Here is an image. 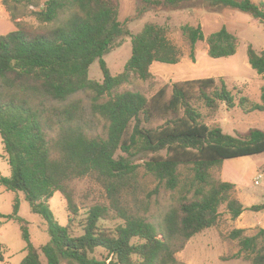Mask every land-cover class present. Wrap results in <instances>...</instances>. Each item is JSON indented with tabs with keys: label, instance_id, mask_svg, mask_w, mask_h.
<instances>
[{
	"label": "trees",
	"instance_id": "obj_1",
	"mask_svg": "<svg viewBox=\"0 0 264 264\" xmlns=\"http://www.w3.org/2000/svg\"><path fill=\"white\" fill-rule=\"evenodd\" d=\"M135 18L152 9L179 6L183 0H143ZM249 13L264 24V1L205 0ZM13 20L31 13L38 21L30 26L17 21L15 30L0 35V135L11 176L0 175V185L23 192L31 210L48 224L50 241L39 247L31 241L17 202L8 218L21 224L27 242L19 264H182L175 254L198 233L217 224L226 204L233 219L246 209L235 196L233 182L216 178L212 169L225 159L264 152V130L250 128L232 135L208 123L221 104L232 109L236 98L226 82L215 77L177 81L169 92L164 85L150 98L140 91H117L133 77H153L154 62L179 63L182 50L168 37V28L148 22L138 33L119 20V0H3ZM133 17V18H134ZM195 45L206 41L211 57H229L238 50L239 37L226 26L206 36L201 25H182ZM132 39V55L125 69L112 74L104 56ZM249 63L264 77V49L247 50ZM99 60L104 79L90 78L89 68ZM90 93L85 104L75 95ZM245 112L264 111L261 100L242 96ZM163 123L151 125L155 119ZM104 120L105 135H91L94 120ZM54 133V134H51ZM122 151L127 156L118 155ZM165 151V154L162 152ZM152 154L143 162L159 185L173 191L174 202L160 222L149 221L131 210L140 164L132 158ZM189 167L183 175L180 167ZM95 177L107 192L109 204H95L77 221L69 182ZM61 192L68 206V224L56 221L49 199ZM264 209V203L251 206ZM115 215H114V214ZM122 221L109 227L101 221ZM235 228L233 239L253 255L252 264H264V228L254 235ZM0 259L4 260L3 244ZM102 248L101 259L96 251ZM103 254L101 253V256ZM44 257V259H43Z\"/></svg>",
	"mask_w": 264,
	"mask_h": 264
},
{
	"label": "rangeland",
	"instance_id": "obj_2",
	"mask_svg": "<svg viewBox=\"0 0 264 264\" xmlns=\"http://www.w3.org/2000/svg\"><path fill=\"white\" fill-rule=\"evenodd\" d=\"M252 1L261 3L264 0ZM119 2V20L126 23V28L136 34L150 21L165 25L168 28L169 39L182 50L183 57L179 63L154 62L151 67L153 72L151 79L143 80L133 77L117 91H140L150 98L164 85L168 86L170 92L172 84L177 81L204 77H215L219 81L223 79L236 98V106L230 109L226 104H221L218 114L213 119H208V123L218 125L226 133L232 135L246 133L253 127L264 130V111L256 110L248 113L239 105L242 96L254 102L261 100L264 77L249 63L247 50L249 45H253L257 51L264 49L263 23L249 13L222 6H209L205 0H183L179 6L171 7H166L164 4L161 9L149 10L137 18L134 16L137 14L139 5L145 3L143 0H119ZM32 9V7L25 9L24 15L13 20L3 0H0V35L15 30L17 21L37 26L39 23L31 13ZM186 23L201 25L206 36L226 26L239 37L237 52L229 57L214 58L208 54L206 41H199L195 45V59H193L191 43L182 31V25ZM132 50L131 37L124 35L121 38V45L104 56L112 74L117 75L125 69ZM89 76L98 81L104 79L99 60H95L90 65ZM90 96V93L81 92L74 98L82 99L85 104H89ZM94 123L96 127L90 131V134L104 136L106 134L104 120L95 119ZM161 123L163 120L158 118L151 125L156 126ZM165 153V151L162 152V154ZM119 154L127 156V153L122 151H119ZM151 155V153L139 154L132 158L140 166L135 194H129L127 203L132 211L145 216L149 221L160 222L174 202V193L164 185H159L158 180L146 172L143 162ZM180 172L187 175L190 169L181 166ZM212 173L216 178L233 182L236 185L235 196L241 200L246 209L239 218L233 219L226 204H222L219 208L221 215L217 224L191 238L184 249L175 256L182 264H252L253 255L242 251L239 240L233 239L230 234L235 228H243L245 235H254L260 228H264V209H251V206L264 203V152L225 159L220 167L212 169ZM0 175L11 176V168L1 135ZM256 180H259L258 184ZM69 187L79 209L77 221L83 219L93 205L109 204L103 184L95 177L86 176L72 180L69 182ZM17 202L20 205L18 214L27 225L33 244L39 247L51 239L46 220L31 210L24 193L8 190L0 185V243L4 248V260L1 264H19L27 253V242L23 238L21 224L17 219L7 217L13 213ZM48 203L56 221L60 225H67L69 211L62 193L56 192ZM120 221L122 220L114 218L103 220L101 224L113 227ZM260 242L264 245L263 238ZM106 254L102 248L96 251L100 259Z\"/></svg>",
	"mask_w": 264,
	"mask_h": 264
},
{
	"label": "built area",
	"instance_id": "obj_3",
	"mask_svg": "<svg viewBox=\"0 0 264 264\" xmlns=\"http://www.w3.org/2000/svg\"><path fill=\"white\" fill-rule=\"evenodd\" d=\"M256 183L258 184L259 183V180H256ZM2 251V245L0 243V252ZM2 260L0 259V264H1Z\"/></svg>",
	"mask_w": 264,
	"mask_h": 264
},
{
	"label": "crops",
	"instance_id": "obj_4",
	"mask_svg": "<svg viewBox=\"0 0 264 264\" xmlns=\"http://www.w3.org/2000/svg\"><path fill=\"white\" fill-rule=\"evenodd\" d=\"M237 189V188H236Z\"/></svg>",
	"mask_w": 264,
	"mask_h": 264
}]
</instances>
